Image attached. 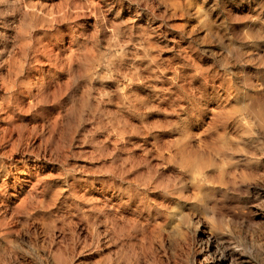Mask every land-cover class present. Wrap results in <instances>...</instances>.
Listing matches in <instances>:
<instances>
[{"label":"rangeland","instance_id":"374dc122","mask_svg":"<svg viewBox=\"0 0 264 264\" xmlns=\"http://www.w3.org/2000/svg\"><path fill=\"white\" fill-rule=\"evenodd\" d=\"M0 264H264V0H0Z\"/></svg>","mask_w":264,"mask_h":264}]
</instances>
